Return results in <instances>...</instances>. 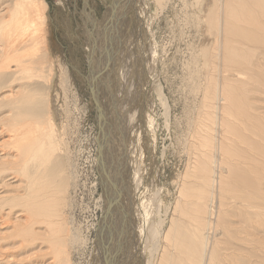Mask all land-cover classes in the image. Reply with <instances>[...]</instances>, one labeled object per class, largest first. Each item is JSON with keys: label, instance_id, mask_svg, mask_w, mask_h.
Masks as SVG:
<instances>
[{"label": "bare ground", "instance_id": "6f19581e", "mask_svg": "<svg viewBox=\"0 0 264 264\" xmlns=\"http://www.w3.org/2000/svg\"><path fill=\"white\" fill-rule=\"evenodd\" d=\"M108 3L81 25L104 130L105 219L87 264H264V0ZM175 6L177 25L201 41L184 80L189 111L173 123L151 25ZM49 26L47 0H0V264H79L58 243L89 242L69 221L78 175L59 103L70 71ZM154 102L166 128L183 130L185 167L171 188L160 180Z\"/></svg>", "mask_w": 264, "mask_h": 264}, {"label": "rangeland", "instance_id": "374dc122", "mask_svg": "<svg viewBox=\"0 0 264 264\" xmlns=\"http://www.w3.org/2000/svg\"><path fill=\"white\" fill-rule=\"evenodd\" d=\"M47 1L49 4V28L51 29L52 45L54 46L55 54H58L55 56L59 59L58 62L66 64L65 66L70 71L68 83L63 85L64 90L65 88L67 90L62 92L59 103L67 113L63 125L64 137H66L65 146L72 153L78 175V186L73 190L70 198L69 221L80 231L81 238L89 241L88 244H82L77 251L63 239L58 244L65 252L70 249V259L73 262L87 264L90 248L93 246L91 242L95 239L98 229L105 219L104 210L102 211L103 203L101 201V195L103 194L101 183L103 172L99 174L96 165V158L99 153V146L101 145L104 130H102L103 121H98L99 105L97 106L93 94L97 84L93 86L91 85V80L89 81L91 63L84 50L85 44H83V40L85 39L82 35V26L83 18L87 12L90 10L94 11L93 14H95L97 19L101 20L110 4L108 3L109 0H89L86 8L84 0ZM127 5L123 8L128 7ZM176 8V10L169 9L165 11L160 15L157 24L155 25L153 22L151 25L152 30L156 33L154 36L155 46L159 50L157 69L160 73L158 79L172 107L173 113L170 115L174 121L173 123L180 121L181 118L184 119L185 113L189 111L190 100L187 99L184 80L188 78L187 70L192 64V56H190L192 49L198 47L201 41L195 30L190 31L184 25L180 27L177 25V18L180 19V17L177 13L179 7ZM125 11L127 12V9ZM116 12L115 10L114 13ZM130 16L135 20L134 15ZM119 19L118 17L113 24V27L117 25L118 31V36L116 37L118 40H114L116 45H119L118 42L122 43L120 39L123 36L125 26L122 24L124 21ZM87 25L89 26L90 24ZM89 27L91 28V26ZM131 62L135 66V69L140 71L138 59L136 58V61L131 60ZM120 73L121 71H118V74ZM154 104L156 105L155 117L162 115V118L158 117V123H160L158 150L160 152H158L157 164L159 168L161 167L160 173L162 172L160 180L163 186L170 187L171 178H174L185 167L184 156L180 153V149L177 146L179 145V142L177 143V136L178 138L180 135L183 136V130L182 127L178 128L174 126L171 132L170 129L166 128V119L163 117L164 110L161 109L159 103L156 104L154 102ZM61 107H59L60 110H62ZM61 115L62 111H60ZM59 119L61 121V117ZM169 198L168 196L166 201ZM118 217L120 218L121 216L118 214ZM120 221L119 223L121 224ZM28 253L22 252L20 253L21 256L18 255L22 262L29 261V257L27 258ZM27 264H34V262L29 261Z\"/></svg>", "mask_w": 264, "mask_h": 264}, {"label": "water", "instance_id": "95a60500", "mask_svg": "<svg viewBox=\"0 0 264 264\" xmlns=\"http://www.w3.org/2000/svg\"><path fill=\"white\" fill-rule=\"evenodd\" d=\"M113 4H114V2H113Z\"/></svg>", "mask_w": 264, "mask_h": 264}]
</instances>
